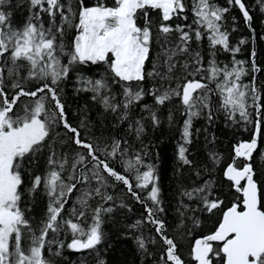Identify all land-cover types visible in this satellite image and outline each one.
<instances>
[{"label": "snow or ice", "instance_id": "snow-or-ice-1", "mask_svg": "<svg viewBox=\"0 0 264 264\" xmlns=\"http://www.w3.org/2000/svg\"><path fill=\"white\" fill-rule=\"evenodd\" d=\"M259 2L264 8V0ZM10 4L11 0H0V264H53L45 257L44 250L47 246L51 252L55 244V254L59 255L60 249L65 247L64 242L57 239L61 233L71 235V242L66 245L69 249H95L103 239L102 216L112 211L104 207L113 200L107 191L113 186L109 180L122 183L138 201L141 199L133 190L128 174L137 189H148L147 199L153 207L145 203L147 222L155 225L156 233L167 246L161 261L185 264L178 254L177 243L166 234L164 222L156 216L163 211L159 207V176L154 165L145 163L143 156L147 153L133 151L129 155L131 145L125 139H113L110 144L96 138L82 139L80 131L68 122L65 105L61 102L60 83L73 66L89 63L107 65L111 83L121 87L123 99H116L105 77L98 80L81 77L83 87L79 90L92 92L94 100L106 111L119 112L121 120L128 119L131 106L143 100L146 94L154 97L156 105H164L173 97L180 98L188 116L182 131L183 143L178 148V159L185 165L191 164L185 145L191 143L192 118L209 108L210 93L215 92L220 108L229 119L236 121L239 114L240 120L254 122V137L234 147V158L224 172L232 182L231 187L241 193L242 198L222 212V220L214 232L195 241L192 256L197 264H213L217 257L221 258L220 264H264V198L251 163L258 141L264 136L262 121H253L249 111L252 107L257 116L264 117L261 111L264 104L260 103L262 97L255 87V77L249 84L242 80L260 69L254 61L248 69L244 67L246 61L235 59L240 48L230 46L229 32L223 23L229 8L219 7L213 0H191V22L175 23L174 18L189 19L185 15L188 11L185 0H113L111 6L103 0H96L90 6L85 0H76L75 7L69 0H29L28 18L22 25L14 26L12 12L7 10ZM228 4L238 6L251 27L252 16L244 0H228ZM44 14L48 16L47 27ZM69 30L75 32L70 44L65 42ZM205 39L210 50L206 63L200 51L191 50L194 41L199 46ZM157 45L160 54L152 62V70L146 72L145 64ZM218 50L233 54L231 65L217 62ZM252 55L254 57L255 52ZM23 68L27 69V74L21 77ZM5 72L11 80V92H5ZM197 76L200 79H196ZM147 77L161 81L148 93L142 86ZM25 80H33L39 86L26 91ZM210 84H214V88ZM21 97L36 99L20 111H14ZM144 108L149 111L153 125H158L156 112L147 104ZM208 118L212 119L211 111ZM61 124L73 133L74 144L84 151L69 157L50 147L47 143L50 132ZM135 124L139 138L144 126L140 121ZM45 148H48L46 169L43 174L31 177L29 192L42 189L48 197V207L45 218L33 227L20 203L24 183L22 165L26 157L31 162ZM117 156L123 164L122 172L110 166ZM211 158L214 162L220 159L218 154H212ZM239 158L246 161L242 166L236 162ZM73 191L80 193L76 197L78 207L65 212ZM181 194L189 200H199L203 210L209 213L224 204L214 195L212 181L191 190L184 189ZM94 200L95 206L90 203ZM141 223L137 221L132 227H139ZM22 241L26 243L22 245ZM137 242L141 249L146 248L143 238ZM213 242H221L220 247L214 249Z\"/></svg>", "mask_w": 264, "mask_h": 264}, {"label": "trees", "instance_id": "trees-1", "mask_svg": "<svg viewBox=\"0 0 264 264\" xmlns=\"http://www.w3.org/2000/svg\"><path fill=\"white\" fill-rule=\"evenodd\" d=\"M69 2L73 7L76 6V0H69ZM95 2L96 0H85V4L89 6ZM103 2L111 6L113 0H103ZM213 2L219 7L229 8V12L224 14L223 23L224 28L229 32L230 46H239L240 48V51L235 53V59L246 61L244 67L248 69H251L254 61L256 67L260 69L254 73L250 72L242 80L243 83L249 84L252 82V77H255V87L262 97L260 103L264 104V8L259 0H244L252 16L251 27H249L238 6L229 5L228 0H213ZM185 3L188 5L185 15H188L189 19L183 21L174 18L175 23H190L193 19L191 0H185ZM29 7V0H11L7 10L12 12L14 26L22 25L25 22L29 16ZM152 16L155 20V13H152ZM43 19L47 27L48 16L44 14ZM57 23H59V17H57ZM138 23H142V21H138ZM168 23H173V21ZM233 29L235 30L233 31ZM222 30L224 29L222 28ZM74 35V30H69L65 35V42L70 44ZM241 40L245 42L241 44ZM191 50L200 51L201 55L205 57V63L210 58L206 39L199 42V46L194 41ZM160 51L158 45L153 47L149 61L145 64L146 72L152 70V62L155 61ZM253 51L256 52L254 59ZM232 57L233 54L230 52L216 51L215 58L220 64L231 65ZM64 62H67L66 58H64ZM17 63L24 62L18 61ZM8 66L11 67L10 61ZM26 74L27 69H21L20 76L24 77ZM81 77L93 80L105 77L109 80L116 99H123L121 87L111 83V73L106 64L92 65L89 63L73 66L68 77L60 83L61 102L65 105L68 122L80 131L82 139L96 138L109 144L113 139H125L131 145L129 155L133 151L147 153L143 156L145 163L154 165L156 174L159 176V207L163 211L156 213V216L164 222L166 234L177 243L178 254L181 255L185 264H196L192 256L195 240L215 231L221 221L222 212L242 198V194L237 193L231 187L232 182L227 180L224 172L226 166L233 160L234 147L253 137L254 122L240 120L239 114H237L236 121L229 119L224 110L220 108L219 98L215 92L210 93L209 108L201 110L199 116L192 118L191 143L185 145L186 156L191 164L185 165L178 159V148L183 143L182 131L184 121L188 119V116L179 97H173L164 105H156L154 97L146 94L143 100L131 106L128 119L121 120L119 112L106 111L98 100L92 98V92L79 90L83 87L80 82ZM196 79H200V77L197 76ZM160 83L161 81L157 78L147 77L142 82V86L148 93L150 89L158 87ZM164 83L167 86V82ZM5 84L7 85L5 92H11V80L7 79V72H5ZM24 86L27 91L35 90L39 85L33 80H25ZM172 86H175L174 81ZM209 86L214 88V84ZM34 99L36 98L21 97L17 101L14 111H20L24 105H31ZM145 104L156 112L159 119L158 125H153L149 111L144 108ZM249 105H251V100H249ZM209 111L212 114L211 120L208 118ZM249 111L253 114V121L257 120L255 109L249 107ZM262 112H264V108H262ZM136 121H140L144 126V131L139 138L135 134ZM82 124L83 127H81ZM130 125H132L131 128ZM262 136H264V117H262ZM72 137L73 133L68 132L61 124L50 132V139L47 143L58 154H67L71 157L77 151H84L74 144ZM47 154L48 148H45L42 153L33 157L31 162H28L26 157L22 165L24 183L21 185L20 203L25 217L30 218L33 227L45 218L48 197L42 189H37L34 193L29 192L31 177L44 173ZM212 154H218L220 159L214 162L211 158ZM236 162L242 166L246 161L239 158ZM251 163L256 173L255 178L261 188L262 198H264V139L259 140V146L253 154ZM110 166L115 167L119 172L123 171V164L119 156L111 160ZM143 170L141 169V171ZM128 175L133 182V190L139 194L141 199L138 201L122 183L109 180L113 186L109 187L107 191L113 196V200L105 203L104 207H110L112 211L102 216L103 239L95 249L81 251L69 249L66 245L71 242V235L61 233L57 239L63 241L65 247L60 249L59 255H56L57 246L55 244L52 246L51 252L46 246L45 257L51 259L53 264H100L101 261L104 264H163L160 257L164 254L167 246L163 244L159 234L156 233L155 225L147 222L145 203L149 207H153L151 201L147 199L148 189H137L131 174ZM206 181H212L214 195L224 201V204L219 209L213 210L212 213L204 211L199 200H189L181 194L184 189L191 190ZM79 194V192L73 191L69 195L65 212H70L73 206L78 207L76 197ZM90 203L95 206L96 201H90ZM64 214L62 213V215ZM137 221H142L141 225L132 227ZM51 235L50 232L49 237ZM139 238L144 239L145 249L140 248L137 242ZM152 240L154 242H150ZM24 243L26 242L22 241V245ZM213 247L214 249L219 248L220 243H214ZM220 261L221 258H214L213 264H220Z\"/></svg>", "mask_w": 264, "mask_h": 264}, {"label": "water", "instance_id": "water-1", "mask_svg": "<svg viewBox=\"0 0 264 264\" xmlns=\"http://www.w3.org/2000/svg\"><path fill=\"white\" fill-rule=\"evenodd\" d=\"M249 14H250V13H249ZM250 15H251V14H250ZM250 23H251V22H250ZM253 137H254V135H253ZM253 137H252V138H253ZM248 141H250V140H248ZM248 141H244V142H248ZM258 146H259V141H258ZM253 154H254V153H253ZM231 162H232V161H231ZM254 179H255V176H254ZM257 184H258V183H257ZM221 220H222V218H221ZM213 232H214V231H213ZM211 233H212V232H211ZM211 233H209V234H211ZM206 235H208V234H206ZM206 235L200 236V237H198L197 239H200V238H202V237H204V236H206ZM197 239H196V240H197ZM214 243H221V242H213V244H214ZM194 244H195V243H194ZM193 247H194V246H193ZM196 263H197V262H196Z\"/></svg>", "mask_w": 264, "mask_h": 264}, {"label": "bare ground", "instance_id": "bare-ground-1", "mask_svg": "<svg viewBox=\"0 0 264 264\" xmlns=\"http://www.w3.org/2000/svg\"><path fill=\"white\" fill-rule=\"evenodd\" d=\"M247 7V6H246ZM251 22H252V20H251ZM256 46V45H255ZM256 48V47H255ZM253 52H255V51H253ZM255 55H256V52H255ZM255 58V56L253 57V59ZM261 111H262V108H261ZM257 120H261L262 121V117L261 116H258V119ZM245 141H248V140H245ZM242 142H244V141H242ZM234 158V157H233ZM255 180H256V178H255ZM257 181V180H256ZM258 183V182H257ZM259 185V184H258ZM227 209V208H226ZM225 209V210H226ZM196 241V240H195ZM221 244V243H220Z\"/></svg>", "mask_w": 264, "mask_h": 264}]
</instances>
